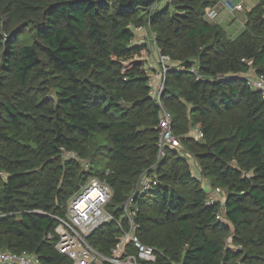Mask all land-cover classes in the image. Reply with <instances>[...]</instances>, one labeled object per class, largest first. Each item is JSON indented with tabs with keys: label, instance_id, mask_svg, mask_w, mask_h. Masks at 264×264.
Masks as SVG:
<instances>
[{
	"label": "trees",
	"instance_id": "1",
	"mask_svg": "<svg viewBox=\"0 0 264 264\" xmlns=\"http://www.w3.org/2000/svg\"><path fill=\"white\" fill-rule=\"evenodd\" d=\"M219 3L0 0V252L73 264L56 250L55 217L69 199L96 176L122 220L146 174L156 184L136 194L135 221L156 264H264V97L243 78L252 69L264 76V0L236 37L207 19ZM140 28L186 68L169 74L163 96L184 152L161 160L152 49L133 42ZM197 126L199 140L189 136ZM208 186L223 190V211L207 205ZM121 235L111 222L89 241L111 256Z\"/></svg>",
	"mask_w": 264,
	"mask_h": 264
},
{
	"label": "built area",
	"instance_id": "2",
	"mask_svg": "<svg viewBox=\"0 0 264 264\" xmlns=\"http://www.w3.org/2000/svg\"><path fill=\"white\" fill-rule=\"evenodd\" d=\"M156 6H154L153 10ZM234 9L243 11V6L239 4ZM217 15L216 8H211L207 11V19L209 21L213 22ZM142 30L145 31L146 28L136 29L135 34ZM136 38L133 41L135 43L138 42ZM149 60H153V62L151 61L152 64L149 61L147 64V72L151 79V97L160 109V118L156 130L158 131V160H161L166 157L168 150L181 152L183 148L181 138L174 132L173 117L163 102V96L169 74L172 71L182 72L186 68L183 65L174 64L170 57L163 55L156 43ZM190 71L196 75L197 80H204V77L198 73L195 67L190 69ZM243 78L251 90L260 92L264 97V76L256 74L254 70H250L243 75ZM196 132L201 138L200 126H197ZM63 158L65 160L75 159L83 162L86 172L90 169L89 163L81 161L80 157L75 153L64 152ZM1 175L7 177L5 174ZM154 184H156L154 179L146 174L142 176L133 198L129 199L121 208L124 214V219L121 220L116 218L114 213L108 209L113 199V190L110 185L96 176H88L85 184L69 199L65 217H55L59 223L56 228V233L59 236L56 250L60 254L69 257L73 264H156L157 255L154 248L145 245L138 237V225L135 221L138 215V208L134 206L136 194L151 189ZM208 190L211 193L207 205L220 202L223 211L225 203L223 190L220 188L213 189L209 186ZM214 196L217 197V200ZM218 197H222V199H218ZM124 220L128 223L127 228H124ZM111 222H114L122 230V235L118 238L111 256H106L96 250L90 244L89 239L102 226ZM53 238V234L48 235V239ZM130 245L135 248L136 254L128 253L127 248ZM0 264H41V262L35 255L28 256L0 252Z\"/></svg>",
	"mask_w": 264,
	"mask_h": 264
},
{
	"label": "rangeland",
	"instance_id": "3",
	"mask_svg": "<svg viewBox=\"0 0 264 264\" xmlns=\"http://www.w3.org/2000/svg\"><path fill=\"white\" fill-rule=\"evenodd\" d=\"M260 2V0H247V2L245 3V0H239L238 1V3H236V5H235V7L237 6V5H239V4H241L242 6H243V4H244V9H243V11H240L241 13H240V19L241 20H243V19H246V13L248 12V11H250L257 3H259ZM225 3V2H224ZM235 7H233L232 8V10L234 11L235 9ZM223 9H225V10H227V12L230 14L231 12H230V8H225V7H223ZM225 10H223L222 11V13H223V16L220 18V19H218L217 21L216 20H214V22H216V23H219V22H222L223 23V26L226 28V29H228V34L230 35V36H234V35H236V34H233L234 33V30H232L231 32H229V30H230V27H232L233 25H235V27H239L240 25H242L241 23V20L240 19H238L237 18V20H233V21H225L224 19H225V17L226 16H228L224 11ZM235 11H238V10H235ZM137 35H138V32H137V34H136V37H137ZM137 40H138V42H140V43H148L149 45H150V48L151 49H153L154 48V46H155V43H154V36H153V34H152V32H151V30L149 29V28H146V30L142 33V34H140V35H138V37L136 38ZM151 53H152V51H151ZM156 57V56H155ZM156 59V58H155ZM153 62V60H149V63L150 64H152V62ZM181 152H184V150H183V148L181 149ZM182 155H186V154H184V153H181ZM191 162H192V164H193V168H195V173L196 172H198V170H197V167H196V165H197V163H196V161H194L193 159L191 160ZM82 166H83V170H85V164L82 162ZM197 170V171H196ZM225 195V194H224ZM215 198H217L216 196H214ZM225 197V196H224ZM218 199H222V197H218ZM221 217H223V215H221ZM231 243V239L229 240V246L231 247L232 245L230 244Z\"/></svg>",
	"mask_w": 264,
	"mask_h": 264
},
{
	"label": "crops",
	"instance_id": "4",
	"mask_svg": "<svg viewBox=\"0 0 264 264\" xmlns=\"http://www.w3.org/2000/svg\"><path fill=\"white\" fill-rule=\"evenodd\" d=\"M238 1L239 0H220V3L218 4V6L216 7V10H217V13H218V15H217V17H216V21L218 20V19H220L222 16H223V13H222V11L223 10H225V9H223V7H225V8H230V14L227 12V10H225L224 12L228 15V16H226L225 17V21H233V20H237V18L238 19H240V11H233L232 10V8L233 7H235V5H236V3H238ZM225 2V3H224ZM247 2V0H245V3ZM243 9H244V4H243ZM222 19V18H221ZM241 20V19H240ZM214 22V21H213ZM241 24L242 25H240L239 27H235V25H233L232 27H230V30H229V32H231L232 30H234V33L233 34H236V35H234V36H231V37H236V36H238L241 32H242V30L245 28V25H246V22H247V17H246V19H243V20H241ZM218 24H220L226 31H227V33H228V29H226L224 26H223V23L222 22H219ZM144 32V30H142V31H139L138 32V35H140V34H142ZM138 35H137V37H138ZM253 70V69H252ZM251 70V71H252ZM196 129H197V127L196 128H194L193 130H191L190 131V137H193V138H195V139H197V140H199L200 139V137L197 135L198 133L196 132ZM197 133V134H196ZM223 198H225L224 196H223Z\"/></svg>",
	"mask_w": 264,
	"mask_h": 264
}]
</instances>
